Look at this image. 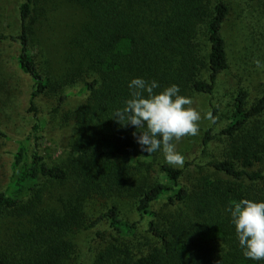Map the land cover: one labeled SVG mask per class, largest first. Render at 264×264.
I'll return each mask as SVG.
<instances>
[{
  "label": "trees",
  "instance_id": "1",
  "mask_svg": "<svg viewBox=\"0 0 264 264\" xmlns=\"http://www.w3.org/2000/svg\"><path fill=\"white\" fill-rule=\"evenodd\" d=\"M20 1L19 33H0V39L20 44L18 65L33 81L34 123L18 141L0 190V225L8 224L0 264H87L78 259L76 234L104 219L116 235L103 243L94 264H264L244 257L227 211L242 199L264 201V136L249 126L264 115V93L249 105L248 91H237L221 131L233 151L211 160L213 173L201 176L193 189L184 181L185 168L166 162L160 164V180L151 181L153 164L138 158L148 154L133 135L143 129L112 118L131 98L128 84L136 77L160 87L176 84L181 93H214L218 78L230 69L224 35L228 1L67 0L87 11L73 43L90 60L93 79L85 80L84 102L65 113L75 137L62 162H49L43 153L44 121L36 102L62 85L43 72L32 49L29 21L39 0ZM0 135L7 136L1 129ZM214 137L211 127L204 143ZM135 176L146 182L135 203L139 219L123 218L116 204L92 221L87 217L88 198L123 193ZM53 182L68 184L69 191L57 206H45L43 190ZM161 202L185 208L169 215ZM106 232L97 236L105 238Z\"/></svg>",
  "mask_w": 264,
  "mask_h": 264
},
{
  "label": "rangeland",
  "instance_id": "2",
  "mask_svg": "<svg viewBox=\"0 0 264 264\" xmlns=\"http://www.w3.org/2000/svg\"><path fill=\"white\" fill-rule=\"evenodd\" d=\"M227 1L230 12L224 25V35L229 52V71L218 78L212 94L180 92L192 99L191 107L196 108L202 117L198 135L186 136L174 142L177 151L185 157L184 181L192 189L201 176L213 173L209 166L211 160L231 155L233 151L231 139L225 138L221 131L229 122L237 91H248L249 105L264 93V0ZM20 2L0 0L1 34L19 33ZM34 7L36 10L29 21L33 52L43 72L62 85L58 92L44 93L36 100L44 121L41 145L49 162H62L67 157L75 137L74 125L66 120L65 113L84 102L86 94H81V91L85 87V80L93 79L90 60L73 43L77 31L87 19V11L81 5L67 0H39ZM19 48L18 41L1 37L0 129L7 136L0 135V190L8 181L10 164L18 141L26 136L34 123V116L29 110L33 81L18 65ZM164 88L166 87H159L154 92L158 93ZM62 95H66V98L60 102ZM214 110L215 123L205 118L208 112L214 114ZM249 124L264 136V115L254 118ZM211 127L215 137L210 144H205L204 137ZM138 158L153 164L151 181L160 180V164L165 162L163 152ZM145 183L135 176L132 187L123 193L88 198L84 208L87 217L92 221L108 207L116 204L123 218L139 219L135 203ZM68 191L69 185L64 182L48 184L43 190L44 205L57 206L59 196ZM162 202V213L169 215L182 205L166 206ZM182 207L185 208L184 205ZM7 227V223L0 225V241L6 240ZM20 228L23 229V224ZM99 230L107 231L105 238L97 236ZM115 235L106 219L95 227L78 231L75 240L79 261L84 258L87 264H94L103 243Z\"/></svg>",
  "mask_w": 264,
  "mask_h": 264
},
{
  "label": "clouds",
  "instance_id": "3",
  "mask_svg": "<svg viewBox=\"0 0 264 264\" xmlns=\"http://www.w3.org/2000/svg\"><path fill=\"white\" fill-rule=\"evenodd\" d=\"M159 87L156 80L131 79L128 84L131 98L125 101L122 109L115 111L112 118L123 126L143 129L139 135L133 133L142 152L151 155L162 151L169 166L183 168L185 157L177 151L174 142L198 135L202 117L191 107L192 99L180 94L178 85L154 92ZM205 118L215 123L211 112ZM227 211L244 257L264 261V201L242 199L231 204Z\"/></svg>",
  "mask_w": 264,
  "mask_h": 264
}]
</instances>
